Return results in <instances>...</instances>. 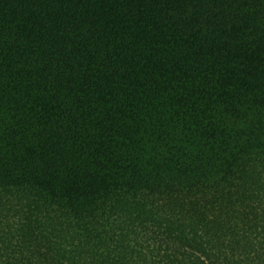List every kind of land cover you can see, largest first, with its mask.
Instances as JSON below:
<instances>
[{
    "label": "trees",
    "instance_id": "obj_1",
    "mask_svg": "<svg viewBox=\"0 0 264 264\" xmlns=\"http://www.w3.org/2000/svg\"><path fill=\"white\" fill-rule=\"evenodd\" d=\"M0 264H264V0H0Z\"/></svg>",
    "mask_w": 264,
    "mask_h": 264
}]
</instances>
